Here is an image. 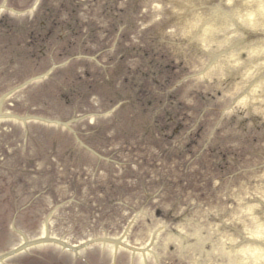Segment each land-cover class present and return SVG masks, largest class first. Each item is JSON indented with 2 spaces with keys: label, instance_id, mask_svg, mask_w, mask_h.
Here are the masks:
<instances>
[{
  "label": "rangeland",
  "instance_id": "1",
  "mask_svg": "<svg viewBox=\"0 0 264 264\" xmlns=\"http://www.w3.org/2000/svg\"><path fill=\"white\" fill-rule=\"evenodd\" d=\"M1 5V264H264V0Z\"/></svg>",
  "mask_w": 264,
  "mask_h": 264
},
{
  "label": "bare ground",
  "instance_id": "2",
  "mask_svg": "<svg viewBox=\"0 0 264 264\" xmlns=\"http://www.w3.org/2000/svg\"><path fill=\"white\" fill-rule=\"evenodd\" d=\"M249 16H250V15H249ZM244 253H247V255H248V254H249V251L247 250V251L244 252ZM217 254H219V253H217ZM249 257H251V256L249 255ZM249 257H248V258H249ZM233 264H238V262H236V261L234 262V260H233Z\"/></svg>",
  "mask_w": 264,
  "mask_h": 264
}]
</instances>
